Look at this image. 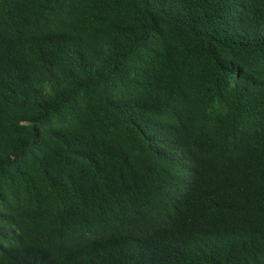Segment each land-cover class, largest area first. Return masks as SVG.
Wrapping results in <instances>:
<instances>
[{"label":"trees","instance_id":"obj_1","mask_svg":"<svg viewBox=\"0 0 264 264\" xmlns=\"http://www.w3.org/2000/svg\"><path fill=\"white\" fill-rule=\"evenodd\" d=\"M0 264H264V0H0Z\"/></svg>","mask_w":264,"mask_h":264}]
</instances>
